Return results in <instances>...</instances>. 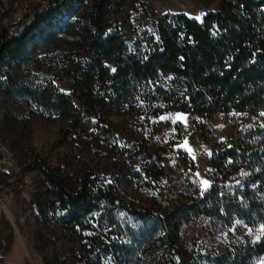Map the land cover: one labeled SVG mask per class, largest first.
Returning <instances> with one entry per match:
<instances>
[{
  "label": "rangeland",
  "instance_id": "obj_1",
  "mask_svg": "<svg viewBox=\"0 0 264 264\" xmlns=\"http://www.w3.org/2000/svg\"><path fill=\"white\" fill-rule=\"evenodd\" d=\"M58 1L60 13L32 42L26 60L0 58V264H114L124 250L117 238L136 250L144 229L159 233L135 213L139 208L184 209L176 245L201 263L234 243L257 240L260 226L194 214L192 205L203 181L212 180L211 151L239 128L264 127V112L182 110L136 89L117 95L93 52L99 32H113L128 51L144 53L162 14L200 18L235 1L123 0L108 4L94 24L91 0ZM49 4L0 0V48L2 34L24 28ZM44 91L68 96L74 114L45 108L38 100ZM42 165L74 190L82 176L90 184L101 179L122 205L98 200L95 210L68 222ZM90 192L97 195L94 186ZM255 259L264 262V256Z\"/></svg>",
  "mask_w": 264,
  "mask_h": 264
},
{
  "label": "trees",
  "instance_id": "obj_2",
  "mask_svg": "<svg viewBox=\"0 0 264 264\" xmlns=\"http://www.w3.org/2000/svg\"><path fill=\"white\" fill-rule=\"evenodd\" d=\"M234 1L223 10L206 11L200 18L185 12L162 14L156 35H150L153 45L149 43L144 53L128 51L120 34L106 32L102 36L99 32L93 52L114 82L115 94L136 89L146 98L161 97L177 109L198 112H264V0ZM122 2L91 0L89 23L100 21L108 4ZM61 5L53 0L47 9L36 11L24 28L2 34L0 58L6 55L18 63L26 60L32 42L46 34ZM28 93L37 99L31 90ZM38 97L45 108L74 114L69 97L63 93L53 96L44 91ZM235 132L211 151L207 162L213 177L201 188L192 210L224 222L242 218L250 226H260V239L234 243L220 254L206 256L201 263L176 245L184 209L159 212L139 208L135 213L155 223L159 233L144 229L136 250L117 238L116 243L124 250L114 264H258L255 258L264 256V127ZM41 168L55 187L59 203L68 210V222L82 212L95 210L98 200L122 205L101 179L90 184L89 178L82 176L81 185L74 190L47 167ZM93 186L96 196L90 192ZM5 237L9 240L12 236ZM112 250L113 255L117 250Z\"/></svg>",
  "mask_w": 264,
  "mask_h": 264
},
{
  "label": "snow or ice",
  "instance_id": "obj_3",
  "mask_svg": "<svg viewBox=\"0 0 264 264\" xmlns=\"http://www.w3.org/2000/svg\"><path fill=\"white\" fill-rule=\"evenodd\" d=\"M261 116H264V113H261L260 114ZM161 119H165V117H161ZM185 143H187V141H185ZM203 183L205 184V185H207L208 184V181H203ZM261 229L262 230H264V225H261ZM257 239H260V237L259 236H257ZM262 264H264V262H262Z\"/></svg>",
  "mask_w": 264,
  "mask_h": 264
},
{
  "label": "built area",
  "instance_id": "obj_4",
  "mask_svg": "<svg viewBox=\"0 0 264 264\" xmlns=\"http://www.w3.org/2000/svg\"><path fill=\"white\" fill-rule=\"evenodd\" d=\"M14 186H16V185H14Z\"/></svg>",
  "mask_w": 264,
  "mask_h": 264
}]
</instances>
